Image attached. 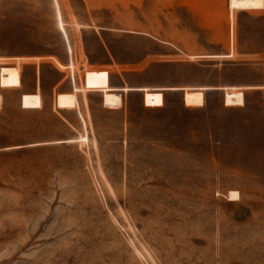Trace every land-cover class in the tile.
<instances>
[{
    "label": "rangeland",
    "instance_id": "obj_1",
    "mask_svg": "<svg viewBox=\"0 0 264 264\" xmlns=\"http://www.w3.org/2000/svg\"><path fill=\"white\" fill-rule=\"evenodd\" d=\"M0 264H264V0H0Z\"/></svg>",
    "mask_w": 264,
    "mask_h": 264
},
{
    "label": "crops",
    "instance_id": "obj_2",
    "mask_svg": "<svg viewBox=\"0 0 264 264\" xmlns=\"http://www.w3.org/2000/svg\"><path fill=\"white\" fill-rule=\"evenodd\" d=\"M96 71H97V73L106 75L108 77V79L100 81L93 86H88L87 90H100L102 92V104H103V92L104 93H118L119 91H118V89H115V87H111L110 80H109V72L107 70H96ZM123 89H125V88H123ZM119 94L121 95L120 92H119ZM143 102H144V93H143ZM121 103H122V96H121ZM120 105L121 104H119L117 106H106V105H104V106L109 107V108H115V107H119ZM187 105H190V104H187Z\"/></svg>",
    "mask_w": 264,
    "mask_h": 264
},
{
    "label": "bare ground",
    "instance_id": "obj_3",
    "mask_svg": "<svg viewBox=\"0 0 264 264\" xmlns=\"http://www.w3.org/2000/svg\"><path fill=\"white\" fill-rule=\"evenodd\" d=\"M239 197L238 191L237 190H230L228 193V199L234 200Z\"/></svg>",
    "mask_w": 264,
    "mask_h": 264
}]
</instances>
